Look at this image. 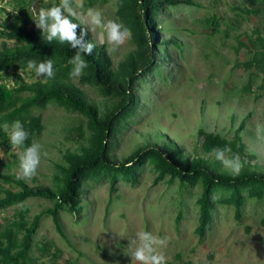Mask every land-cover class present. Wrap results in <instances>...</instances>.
<instances>
[{"label": "rangeland", "instance_id": "1", "mask_svg": "<svg viewBox=\"0 0 264 264\" xmlns=\"http://www.w3.org/2000/svg\"><path fill=\"white\" fill-rule=\"evenodd\" d=\"M58 1L47 0L43 4V0H34L25 12L31 17L32 5L37 8L49 7L58 5ZM97 1L92 8L99 10L105 20L118 21L115 17L116 0ZM221 1L214 6L211 0H194L199 7L179 5L165 9L157 17L156 24L160 28L157 42L174 40L183 55L173 45L161 47L159 52L164 53L165 63L141 86V108L115 141L113 151L117 160L147 144L148 138L151 141L160 136L173 141L185 156L192 158L200 153L201 140L197 137L199 129L231 139L246 118L241 136L246 152L256 157L250 164L264 171V89L258 88L264 76L253 77L252 81L242 67H234L235 55L239 63H242L253 54V51L249 52L243 47L234 55L236 38L239 35L242 41L254 38V31L261 26V17L242 15L247 20L239 22L238 26L236 24L227 37L226 24L221 23L219 30L212 33V28L206 24V18L211 13L221 15L224 19L230 17L236 20L231 8L233 4L238 6L240 1ZM17 2L0 0V19L18 18ZM82 3L84 7L76 9L80 13L77 20L84 25L94 41L107 45L115 68L133 49L130 40L113 50L103 30L90 24L85 0ZM29 27L37 28L35 22ZM2 42L0 40V49ZM5 43L11 47L15 41ZM14 76L13 71L3 73L4 83L11 87ZM32 80L26 79L27 82ZM249 81L252 92L244 89ZM81 88L91 100L101 102L92 90L85 86ZM32 110L42 115L44 130L37 139L41 145V160L36 175L25 180L29 186L48 184L46 177L53 171L49 169L52 164L62 161V155L67 149L74 151L80 146L77 134L74 131L67 132L79 124H72L76 115H66L52 104L43 110ZM0 155L4 163H18L17 148L13 147L10 156L0 149ZM206 157L215 158V155ZM221 165L222 169L230 171ZM18 172V165L12 167V173L17 175ZM139 173V183L135 187L122 183L121 178L112 194L106 182L94 186H87L86 183L81 221L76 222L67 211L59 212V223L65 239L56 231L51 218L44 216L34 236L36 245L31 255L37 257V245L49 241L53 249L59 248L62 251L58 264H67V260L73 264H131L128 240L134 238L138 231H149L154 236L170 238L167 246L160 249L166 264H264V227L259 224L264 215V200L257 203L255 200L249 201L243 207L240 221L232 218L231 209L218 208L213 235H204L203 241H199L195 234L197 224L193 205L200 194V188L179 192L177 182L172 185L162 182L153 186L154 176L148 166ZM181 199L189 212L181 208L183 215L176 225L175 218ZM25 205L30 208L27 215L29 218L51 207L49 202L42 199H30ZM18 208L16 206L0 212V223L12 219Z\"/></svg>", "mask_w": 264, "mask_h": 264}, {"label": "trees", "instance_id": "2", "mask_svg": "<svg viewBox=\"0 0 264 264\" xmlns=\"http://www.w3.org/2000/svg\"><path fill=\"white\" fill-rule=\"evenodd\" d=\"M33 1L18 0L16 6L19 17L13 20L8 17L0 19V40L3 41L0 49V126L5 122L11 124L16 120L21 121L29 133L24 145L28 146L33 140L37 142L44 130L42 115L35 114L32 109L43 110L52 104L66 115H76L72 124H79L67 132L74 131L77 134L80 146L74 151L67 149L62 155V161L52 164L49 169L53 171L46 177L48 184L29 186L25 179H17V175L12 173V167L18 165L19 161L9 164L0 159V212L19 206L12 219L0 223V264H58L62 251L59 248L53 249L49 241L37 245V257L31 255L41 219L44 216L50 217L56 231L65 238L59 223V212L67 211L76 222L81 221L86 183L87 186H94L106 182L112 194L121 178L122 183L135 187L139 183V172L145 166L150 168L154 176L153 186L162 182L169 185L177 182L179 192L200 188V194L193 205L197 224L195 234L199 241H203L204 235H213L218 208L231 209L232 218L240 221L243 207L249 201L255 200L257 203L264 200V171L251 166L250 163L256 157L246 152L241 136L246 118L231 139L199 129L197 137L201 140L200 153L192 158L185 156L183 150L173 141L165 139V136L151 141L148 138L147 144L137 147L121 160L114 156L117 137L141 108L142 84L165 63L164 53L159 52L161 47L173 45L183 55L176 41L157 42L160 32L156 24L157 17L167 8L179 5L199 7L198 3L194 0H116L115 17L131 30L130 44L133 49L115 68L107 45L94 41L84 25L74 18L73 22L80 25L77 35H80L81 29L85 30V41L92 42L95 47L90 56H84L88 66L83 69L82 75L71 78L69 73L72 65L68 61L76 50L55 39L48 42L42 30L29 27L34 21L25 9ZM239 1L238 6L233 4L231 8L235 21L211 13L206 18V24L212 28V33L226 24L227 37L236 24L238 26L239 22L247 20L242 15H260L261 26L254 31V38L242 41L239 35L236 38L237 45L234 46V55L243 47L249 52L253 51L246 61L239 63L236 55L234 61V67H242L253 81V77L264 76V0ZM211 2L216 6L222 1ZM57 3L59 5V1ZM97 3V0H85L86 8L94 7ZM5 41L15 43L8 47ZM45 59L53 61V79L36 78V74L27 68L28 60L43 62ZM9 71L15 75L11 87L4 83L2 77L3 73ZM26 79L34 80L27 82ZM262 79L258 86L261 90L264 89V77ZM81 86L92 90L101 102L91 100ZM244 89L252 92L251 81ZM225 146L231 148L227 156L238 155L240 158L243 167L239 175L222 169L217 159L206 157L214 155L213 148ZM0 149L7 156L11 155L13 149L2 127ZM18 150L20 152L22 149ZM6 185L8 188H5ZM30 199H42L49 202L51 207L29 218L27 215L30 208L25 203ZM183 207L186 208L181 199L175 218L176 225L180 223ZM186 210L189 212V208ZM259 224L264 227V215ZM67 264L73 263L67 260Z\"/></svg>", "mask_w": 264, "mask_h": 264}, {"label": "clouds", "instance_id": "3", "mask_svg": "<svg viewBox=\"0 0 264 264\" xmlns=\"http://www.w3.org/2000/svg\"><path fill=\"white\" fill-rule=\"evenodd\" d=\"M74 2L75 7L73 6ZM46 3L47 0H43V4ZM83 7L82 0H59V5L53 4L49 7L40 6L39 8L32 5L31 7V18L35 22V26L42 30L48 42L55 39L61 44L67 43L76 50L68 61L72 65L69 73L71 78H78L82 75L83 69L88 66L84 56H90L95 47L92 42L85 41L84 37L87 34L85 30L81 29L80 35H77L80 25L73 22V19H79L80 15L76 9ZM86 15L92 26L103 30L107 43L112 46L113 50L123 46L131 39L132 33L127 26L113 19L105 20L99 10L88 7ZM26 63L27 68L33 71L37 77L53 79L55 76L51 59H45L43 62L28 60ZM0 127L8 134L11 145L14 148L22 149L18 156L19 172L16 178L31 179L36 175L40 164L41 145L33 140L30 145L24 146L29 133L19 120L11 124L5 122ZM212 152L215 158L233 175H239L243 165L238 155L232 157L226 155L231 153L229 146L213 148ZM0 158L3 156L0 155ZM169 240L170 238L167 236L160 238L149 231H138L134 238L128 240L131 264H166V258L160 249L166 247Z\"/></svg>", "mask_w": 264, "mask_h": 264}]
</instances>
